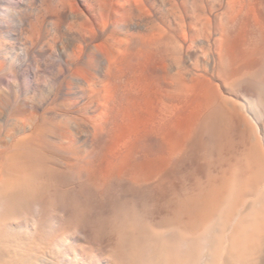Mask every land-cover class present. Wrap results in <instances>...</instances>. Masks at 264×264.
I'll use <instances>...</instances> for the list:
<instances>
[{"label": "rangeland", "instance_id": "rangeland-1", "mask_svg": "<svg viewBox=\"0 0 264 264\" xmlns=\"http://www.w3.org/2000/svg\"><path fill=\"white\" fill-rule=\"evenodd\" d=\"M257 29L264 0H0V151L6 145L37 175L109 172L116 202L156 214L163 172L179 171L183 185L202 156L199 137L209 139L200 130L180 150L200 110L198 79L247 68L238 33ZM244 77L215 82L254 98ZM259 108L253 125L264 146Z\"/></svg>", "mask_w": 264, "mask_h": 264}, {"label": "bare ground", "instance_id": "bare-ground-1", "mask_svg": "<svg viewBox=\"0 0 264 264\" xmlns=\"http://www.w3.org/2000/svg\"><path fill=\"white\" fill-rule=\"evenodd\" d=\"M238 36L247 68L236 64L228 73L214 71L198 79L200 110L180 150L189 148L200 130L209 139L199 137L202 156L183 185L179 171L163 172L167 187L157 196L156 214L116 202L109 172L81 169L62 179L37 175L25 163L19 168L5 145L0 151V264H264V146L253 125L264 105V29L242 30ZM228 41L223 32L220 51ZM233 72L237 82L244 76L250 80L254 98L221 92L215 79L232 87ZM146 176L147 182L154 178ZM84 181L86 186L69 185Z\"/></svg>", "mask_w": 264, "mask_h": 264}]
</instances>
